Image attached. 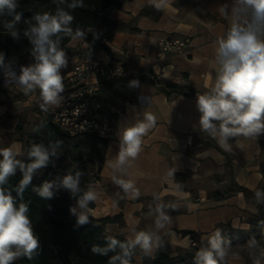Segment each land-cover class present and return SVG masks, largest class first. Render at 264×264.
<instances>
[{"label":"crops","instance_id":"crops-1","mask_svg":"<svg viewBox=\"0 0 264 264\" xmlns=\"http://www.w3.org/2000/svg\"><path fill=\"white\" fill-rule=\"evenodd\" d=\"M118 1L119 5L109 8L106 14L121 26L104 42L110 55L99 52L97 59L106 63L124 60L131 67L141 68L146 76L172 80L193 89L194 94L184 91L168 95L162 85L144 79L139 87L129 88V95H122L114 102L111 100L107 107L102 102V115L112 121L115 134L107 140L100 156L86 164L92 178L90 184L98 195L91 215L95 219L114 218L105 225L108 236L118 235L127 240L133 232L145 230L160 237V246L150 256L136 248V262H141L143 257L152 258L160 247L175 256L173 250L167 249L189 247V233L197 235V250L207 245V237L217 229L228 230L222 236L233 242V246L239 238L249 241L258 209L230 184L233 178L238 186L254 194L264 190L261 171L264 134L257 138H238L242 148L232 139V151L226 152L216 138L200 129V113L196 107L197 94L208 91L215 82L218 67L214 60L215 42L230 23L218 9L225 4L230 6L232 0H170L169 6L161 10L151 6L149 0ZM103 31L100 27L96 30L97 33ZM87 32H94L93 28ZM183 37L190 39L185 53L169 52L165 59H156V44L160 39ZM78 39L82 41L75 38ZM72 40L73 37L70 42ZM82 46L88 49L90 44L83 42ZM8 95L0 89V148L18 144L23 154V143L15 133V123L9 125L7 120L8 106L17 107L22 100L15 96L11 97V102L6 99ZM110 97L113 98L112 94ZM122 101L126 105L117 114L116 109ZM146 112L156 116V126L142 138L137 158L125 166L124 172L115 171L109 164L115 162L118 155L122 130L141 121ZM170 170H174L173 176L167 175ZM112 175L133 180L140 196L137 199L126 196L112 182ZM157 203L174 206L166 209L172 219L162 230L155 229L154 224L153 210ZM256 260L264 264V253L260 250L250 264H255ZM224 264L246 262L240 253H235L228 256Z\"/></svg>","mask_w":264,"mask_h":264},{"label":"clouds","instance_id":"clouds-1","mask_svg":"<svg viewBox=\"0 0 264 264\" xmlns=\"http://www.w3.org/2000/svg\"><path fill=\"white\" fill-rule=\"evenodd\" d=\"M57 7L54 12L37 13L35 23L23 30V36L31 44L30 54L33 62L21 66L17 74L11 64L5 60V54L0 52V70L5 75V83H17L25 95L39 90L42 101L40 108L48 111L50 106H59L65 91L62 69L68 67L69 58L61 47L63 36L84 38L85 32L79 27H71L75 17L68 9L83 6V0H54ZM157 10L168 7L170 0H149ZM19 7L18 0H0V14L12 15ZM219 13L229 19L227 31L215 42L214 60L217 67L216 78L210 89L203 94H197L196 107L200 113L199 126L213 138L226 152L232 151L230 140L235 139L238 147L240 137L257 138L264 134V0H232L231 5L219 7ZM20 15L16 14L13 21L4 24L5 30L14 39H20V31L16 28ZM139 81L133 79L129 87H139ZM147 100V98H145ZM156 116L145 113L141 121L126 127L121 133V143L115 162L109 167L117 172H124L125 166L137 158L142 147V138L156 126ZM35 128L34 131H38ZM60 146L57 141L49 147L43 144H32L28 150V162L18 159L22 155L18 144L0 148V264H15L22 257L31 260L39 247V240L33 232L30 209L27 203L19 202L12 196L11 190L4 187L8 177L16 170L22 172V179L15 186V191L21 200L25 189L30 185L33 175L48 166L50 158L57 155ZM81 171L69 172L60 180L45 181L33 190L42 198H52L54 187H63L73 196L81 193ZM174 175V170L167 173ZM112 182L131 199H137L140 191L135 182L121 176L112 175ZM179 187V186H177ZM98 195L90 184L83 191L78 201L82 211L77 215V225L83 226L89 222L88 208L90 202H95ZM258 204L264 203V190L255 191ZM159 199V197H156ZM169 206L157 203L154 208L155 229L162 230L171 223V217L166 209ZM70 211L76 214V209ZM264 226V221H260ZM160 246V237L154 232L141 230L133 232L130 239L121 241L108 237L107 247L94 246L92 251L100 255L109 252H119L112 255L108 264H132L133 251L138 247L145 256H150ZM230 242H226L221 231L217 229L207 237V246L199 248L195 253L194 264H224L229 254ZM257 248V242L249 244ZM264 253V249H260ZM255 264H260L259 260Z\"/></svg>","mask_w":264,"mask_h":264},{"label":"trees","instance_id":"trees-1","mask_svg":"<svg viewBox=\"0 0 264 264\" xmlns=\"http://www.w3.org/2000/svg\"><path fill=\"white\" fill-rule=\"evenodd\" d=\"M68 3L71 0H67ZM19 7L15 13L8 15L0 14V52L5 54V60L8 64L20 65L22 62H33L30 54L31 44L23 36V30L29 24H34V16L37 13L54 12L57 4L54 0H18ZM119 5L118 0H83V6L76 9H68L74 17L71 25L73 30L80 28L85 32L83 42L97 46L99 49L110 53L105 41L112 38V31L121 26L120 23L108 18L106 12L109 8ZM19 14L20 19L16 23V28L20 31V39L14 40L4 28L7 21H13L15 15ZM95 26H100L105 30L99 33H89L87 30ZM71 36H63L61 47L64 50L71 40ZM23 64V63H22ZM122 79H112L101 82L100 99L104 104L110 105V95L115 94V85ZM129 80V79H128ZM162 90L168 95L194 94L193 89H187L178 83L166 81ZM39 128L38 131H34ZM15 133L24 145V156L20 159L28 162V150L32 144H43L46 147L54 145L57 141L60 146L56 149L57 155L50 158L47 167L38 170L34 175L30 185L25 189L23 198L19 197L15 191V186L22 179V172L19 168L14 175L8 177L5 188L11 190L12 196L19 202L28 204L30 218L32 221L33 232L39 240V247L31 260L22 257L15 261V264H108L112 255L119 252H109L107 255L94 253V246L107 247L108 237H113L121 241H126L121 236H108L105 232V225L113 221L114 218L95 219L89 213V222L83 226L77 225V215L82 211L79 207L80 195L87 190L91 183L86 164L93 158L100 156L106 146L107 140L99 137L95 133H84L76 136H70L65 133L56 123L53 122L47 111L39 110V117L31 124L29 129L24 130L21 125H17ZM81 171L84 175L81 177V193L73 196L63 187H54L52 189V198H42L33 189L41 186L45 181H55L59 185L60 180L69 172L75 173ZM264 173V166L261 168ZM228 172L232 176L231 165L228 164ZM179 176V175H178ZM177 178V175H176ZM230 187L242 192L243 195L258 209L256 219L252 222L250 229L251 237L249 242L255 240L257 248L252 249L253 257L246 264H250L255 253L264 249V226L260 221H264V203L256 202L255 194L241 186H238L231 178ZM94 203L90 202L88 208H93ZM75 208L76 214L70 209ZM183 235L186 232H182ZM192 238L196 234L189 233ZM230 242V241H227ZM233 244V242H230ZM136 249L133 251L132 264H194L195 257L189 251H183L179 255L171 256L170 253L160 247L152 258L143 257L141 262L134 259Z\"/></svg>","mask_w":264,"mask_h":264},{"label":"built area","instance_id":"built-area-1","mask_svg":"<svg viewBox=\"0 0 264 264\" xmlns=\"http://www.w3.org/2000/svg\"><path fill=\"white\" fill-rule=\"evenodd\" d=\"M189 45L188 37L160 39L156 59H165L169 52L183 54ZM62 75L65 85L63 99L59 106H50L47 111L53 122L70 136L95 133L105 139L112 138L115 128L112 121L102 115L100 87L101 82L124 75L123 63L120 61L106 63L86 57ZM125 105L122 101L116 113H120ZM190 245L192 247L197 245L191 236Z\"/></svg>","mask_w":264,"mask_h":264},{"label":"rangeland","instance_id":"rangeland-1","mask_svg":"<svg viewBox=\"0 0 264 264\" xmlns=\"http://www.w3.org/2000/svg\"><path fill=\"white\" fill-rule=\"evenodd\" d=\"M99 27L100 26L93 27L94 32H91V33L93 34L97 33L96 30L99 29ZM101 29L105 30L104 28H101ZM82 44H83V41H80L79 39L78 40L74 39L68 44L66 53L69 58V63L66 69L61 70L62 74L70 70L77 62H79L83 58L87 57V58L97 59L99 52H105L104 50H101L97 46L91 45V44L88 49H85L83 48L84 46H82ZM157 44H156V47H157ZM157 53H158V47H157L156 56H157ZM111 59L119 60V59H116L115 57H111ZM121 61L124 66V75L120 78H116V79H122V80L116 83L114 87L116 92L114 95H112L113 98L110 97V101L112 100V102H114L116 99L122 98V95H125V94L129 95L130 93L129 88H134V87H129V82L133 79H137L139 82L144 79L145 81L146 79H149L153 82L159 83L160 85H162V87L164 83L166 82L158 78L157 75L156 76L152 75L153 76L152 78L150 76H146V73L141 68L131 67L130 65L126 64L124 60H121ZM110 62L113 63V62H118V61H110ZM22 63L20 65L11 64L13 70L17 74H19L21 66H27L32 62H29V63L22 62ZM167 81L174 82L172 80H167ZM0 89H3L9 93L10 96L9 95L6 96V99L11 101L12 100L11 97L16 96L22 100L21 103L18 104L19 106L17 107H15L16 105L9 104L10 105L8 106L9 115H13V116H9V115L7 116V120L9 119V125L10 123L14 122L15 126L21 125L24 130L29 129L31 127V124L39 117V110H41L39 105L42 101L40 100V97H39V90H37L35 93L25 95L17 83L12 82V81H9L7 84L5 83V75L2 70H0ZM29 97L30 99H28ZM25 101L27 104H24ZM105 106L107 107V104H105ZM24 152H25V149H24ZM24 152L22 155H20V158L18 159H21L24 156ZM219 230L221 231V234L228 232L226 228L219 229ZM233 244H230L231 247H230L228 256H230L231 254L240 253L244 259V262H247L250 258L253 257V252L251 251V248L249 247V244H250L249 241H246L243 238H239V240H237L234 246ZM167 250H173L176 255H179L183 251H189L195 257L197 248L195 249V247H192L190 245L189 247H185V248H175V249L168 248ZM228 256H226L225 259H227Z\"/></svg>","mask_w":264,"mask_h":264}]
</instances>
